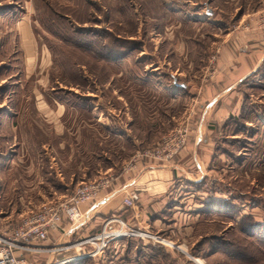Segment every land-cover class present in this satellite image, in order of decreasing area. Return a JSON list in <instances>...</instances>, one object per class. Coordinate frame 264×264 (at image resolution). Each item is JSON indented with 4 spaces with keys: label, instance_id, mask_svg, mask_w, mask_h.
Listing matches in <instances>:
<instances>
[{
    "label": "rangeland",
    "instance_id": "1",
    "mask_svg": "<svg viewBox=\"0 0 264 264\" xmlns=\"http://www.w3.org/2000/svg\"><path fill=\"white\" fill-rule=\"evenodd\" d=\"M13 3L16 14L24 9L45 57L37 65L33 46L22 54L11 26L15 16L0 14V75L12 66L15 70L3 73L10 77L0 84V92L1 85L14 86L3 99L14 115L13 127L8 122L0 126V216H8L11 224L45 203L69 198L81 182L118 177L125 164L136 163L126 171L130 174L141 160L171 161L180 151L169 161L147 152L163 146L162 139L181 125L191 124L199 107L197 88L214 72L221 40L247 24V13L257 24L264 10V0ZM7 39L8 49L3 45ZM239 113L236 122L222 128L217 156L207 161L206 185L196 194L237 197V218L192 221L172 237L155 233L171 243L163 245L174 249L181 264H264V90L246 89ZM10 151L16 155L13 161L5 160ZM240 225H253L248 229L252 235ZM211 234H219L236 255L193 256L191 249ZM39 255L25 253L37 263ZM102 255L86 258L100 264ZM122 257L112 256L110 264L136 262ZM78 260L74 264H81Z\"/></svg>",
    "mask_w": 264,
    "mask_h": 264
},
{
    "label": "crops",
    "instance_id": "2",
    "mask_svg": "<svg viewBox=\"0 0 264 264\" xmlns=\"http://www.w3.org/2000/svg\"><path fill=\"white\" fill-rule=\"evenodd\" d=\"M20 11L21 14L15 16V20L11 23L17 35V46L21 48L22 54L24 50L28 51L27 47L33 46L34 52L38 55L36 63L39 65L40 56L45 57V48L37 40L31 23L25 21L24 9ZM9 14L6 16L9 15V18H12V13ZM208 14L212 15L210 12ZM244 17L247 18V24L229 30L221 40L215 55L214 72L207 75L204 82L197 88L196 97L199 107L191 120L193 132L185 147L169 162L141 160L137 171L120 174L110 187L101 191L96 201L82 205L83 217L77 223H70L67 218H63L56 228L49 229L46 240L35 241L32 243L34 246L57 248L82 240L98 232L103 220L110 215H117L129 226L139 230L152 233L165 232L171 237L172 233H181L183 225L188 227L187 223L196 222L200 215L202 217L209 215L207 221L211 223H218L216 221L218 219L222 220L219 201L222 198L228 199L227 196L221 197V194L217 193V195L216 192L211 198H206L205 195L198 198L197 196L198 191L203 190L202 186L199 188V185H206L203 184L205 182L203 178L211 171L207 169V161L217 156L216 143L222 128L230 117L240 114L245 79L264 65V25L260 26L258 22L255 24V19L248 18V13ZM33 41L34 44H32ZM3 45L6 49L11 48L10 39L4 41ZM26 61L27 55L25 57L23 55L22 63L26 64ZM13 69L12 66L6 72H14ZM23 69L26 72L27 67L23 66ZM3 73L0 75V84L10 77ZM9 84L1 85L3 89L0 92L2 101L0 102L2 106L0 126L3 122H8L10 127L11 125L13 127L11 122L14 115L11 112L9 114L8 105L3 103V99L7 101L8 93L14 92L13 84L11 83V87ZM104 121L108 123V120L104 119ZM105 125L109 128L108 124ZM10 153L11 155H8L6 159L4 156L5 160H14L16 155L13 151ZM128 194L134 197L135 204L132 207L122 203L123 198ZM4 222H9L8 216H0V224ZM132 239L137 241L135 238ZM126 240L109 242L101 262L105 257L109 264L112 256L123 258ZM147 243L148 240L143 241V246ZM90 249L91 247L87 245L82 248L72 247L67 250L43 252L40 253L38 262L51 263L53 260L77 257ZM177 249L183 250L179 247ZM168 250L174 258L179 256L173 248ZM133 251L134 249H131L129 252L132 256H134ZM30 257L31 255L28 256L29 259Z\"/></svg>",
    "mask_w": 264,
    "mask_h": 264
},
{
    "label": "built area",
    "instance_id": "3",
    "mask_svg": "<svg viewBox=\"0 0 264 264\" xmlns=\"http://www.w3.org/2000/svg\"><path fill=\"white\" fill-rule=\"evenodd\" d=\"M258 25H264V10L257 16ZM202 106V105H201ZM192 127L190 121L181 125L173 132L162 139L163 146L156 147L147 154L163 159L171 160L181 149H183L191 137ZM143 155L140 153V156ZM129 163H132L130 161ZM128 163V164H129ZM136 163L123 168L122 173L134 168ZM113 174L106 175L98 180L81 182L73 191L69 198L56 202L43 204L37 211L25 216L19 224L1 223L0 224V264H70L75 260L94 257L104 254L109 242L118 241L124 238H140L153 240L164 245L171 244L169 241L157 236L150 231L131 228L125 220L117 215H110L103 220L101 230L95 234L85 237L82 240L61 247L43 248L34 246L35 241H44L48 238L49 229L56 228L63 218H67L70 223H77L82 217L81 206L93 203L99 198L101 191L116 180ZM122 203L132 207L135 204L134 197L126 195ZM90 246L91 249L77 257H68L63 260H54L51 263H37L28 260L25 253H43L56 250H67L72 247L82 248Z\"/></svg>",
    "mask_w": 264,
    "mask_h": 264
},
{
    "label": "trees",
    "instance_id": "4",
    "mask_svg": "<svg viewBox=\"0 0 264 264\" xmlns=\"http://www.w3.org/2000/svg\"><path fill=\"white\" fill-rule=\"evenodd\" d=\"M11 1V2H9ZM14 0H0V14L2 15H6L9 14L10 12L12 13V15L14 16H18L21 14H16V7L15 4L13 3ZM3 3V4H2ZM19 7V6H18ZM20 8V7H19ZM70 14V13H69ZM68 15L66 13H63L61 16ZM64 17H62L61 19H63ZM4 73H6V71L4 70ZM257 82H259L260 84H258ZM257 83V84H256ZM244 86H245V90L244 93H246V89H254L255 87H260L261 89L264 90V65H261L257 71H255V73L251 74L248 78L245 79L244 81ZM2 88V87H1ZM244 97V95H243ZM242 110V108H241ZM2 110H0L1 112ZM239 117V116H238ZM238 117H230L227 122L225 123L224 127L229 126V124L231 123V121L236 122V120H238ZM223 127V128H224ZM43 173H45L43 171ZM205 184V182L203 183ZM203 186V185H199V188ZM234 199H238L237 197L234 198H229V199H220L219 203L221 206V219L223 222V219L225 220H233L235 221L237 218V209L239 208L237 205L236 200ZM208 211V209H207ZM201 212H203V210H201ZM207 216L209 215H205L202 217V215H200V217L198 218V220L196 222H205L204 220L207 219ZM242 221V220H241ZM231 223V222H229ZM241 223V222H240ZM239 223V224H240ZM238 224V225H239ZM239 227V226H238ZM250 227L252 228H247L245 227V229H243V225H240V229L243 233L250 234V231L253 229V225H250ZM236 228V227H233ZM248 229H250V231H248ZM164 234H166L165 232H162L161 235L164 236ZM160 235V232H159ZM127 239L126 240V246H125V253H124V258L132 261H136L135 264H180L178 259L174 258L171 253L169 252V250L164 247L163 244L161 243H157L154 241L149 240L146 246H143V241L140 238H135L137 239V241H132V238H124ZM221 239L220 235L218 234H211V235H206L204 237H201V240L198 241L196 243V247L191 249V253H193L192 255L195 257H202L203 259H211L213 256L217 255L218 253L221 254H225V255H236L234 254L232 251H234L233 247L229 245V243H222L219 240ZM232 244V242L230 243ZM131 249H134V260L132 258H129L127 255H130V257L132 256L129 252ZM241 256V255H239ZM81 262H85L86 264H93V261H91L90 258H84L81 259L79 261ZM145 262V263H144ZM100 264H105L104 262H101Z\"/></svg>",
    "mask_w": 264,
    "mask_h": 264
}]
</instances>
